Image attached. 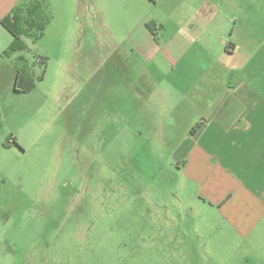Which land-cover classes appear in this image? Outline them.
<instances>
[{"label":"rangeland","instance_id":"1","mask_svg":"<svg viewBox=\"0 0 264 264\" xmlns=\"http://www.w3.org/2000/svg\"><path fill=\"white\" fill-rule=\"evenodd\" d=\"M94 22L88 18L81 35L64 36L65 47L80 44L81 52L72 59L65 53L66 68L53 60L42 82L32 38L26 51L8 56L33 65L36 90L10 94L4 103L0 264H264L263 252L249 250L251 243L226 233L215 218L210 224L205 215L191 214L185 201L183 193L194 187L174 172V154L201 117L160 125L165 116L153 104L167 80L153 77L148 108L149 101L133 99L126 63L137 55L122 48L112 56L108 42L122 36L99 35ZM55 26L45 43L60 37ZM96 43L104 61L98 75L124 66L97 95L92 69L81 62L94 58ZM10 135L18 147H6Z\"/></svg>","mask_w":264,"mask_h":264},{"label":"crops","instance_id":"2","mask_svg":"<svg viewBox=\"0 0 264 264\" xmlns=\"http://www.w3.org/2000/svg\"><path fill=\"white\" fill-rule=\"evenodd\" d=\"M36 1L0 0V20L11 21L14 11L24 12ZM48 9L51 18L42 36L31 41L38 58L46 59L39 80L53 60L66 68L65 53L81 52L80 44L65 47L64 36L81 35L88 18L95 19L99 35L120 34L107 47L112 56L122 48L137 55L126 63L133 99L149 101L148 108L155 95L153 77L161 75L167 86L153 104V111L165 116L160 125L201 117L200 128L178 144L177 165H171L194 187L183 193L191 214L215 218L226 233L251 243L249 250L264 253V0H44L46 16ZM55 25L60 37L45 43ZM28 39L23 38L27 49ZM11 43L12 35L0 25V127L6 123V98L21 94L15 91L17 70L28 67L36 79L22 56L19 65L4 55ZM95 45L94 58L81 62L92 69L97 95L124 66L98 75L104 61L102 44ZM82 50L85 54V45ZM68 75L75 79L70 70ZM35 90L34 85L28 94ZM6 143L18 147L11 135Z\"/></svg>","mask_w":264,"mask_h":264},{"label":"trees","instance_id":"3","mask_svg":"<svg viewBox=\"0 0 264 264\" xmlns=\"http://www.w3.org/2000/svg\"><path fill=\"white\" fill-rule=\"evenodd\" d=\"M44 0H38L30 7L23 11H14L12 20H0L2 25L11 35L12 43L4 51L5 56L26 51L27 46L23 38H32L34 41L39 39L46 25L49 22L48 16L42 12ZM39 62L45 70V58H39ZM44 72V71H43ZM34 89V80L32 73L28 67L17 70V78L15 82V91L21 94H28ZM200 124L196 125L192 132L200 128ZM7 145V143L5 144Z\"/></svg>","mask_w":264,"mask_h":264},{"label":"built area","instance_id":"4","mask_svg":"<svg viewBox=\"0 0 264 264\" xmlns=\"http://www.w3.org/2000/svg\"><path fill=\"white\" fill-rule=\"evenodd\" d=\"M38 61H39V59H38Z\"/></svg>","mask_w":264,"mask_h":264}]
</instances>
